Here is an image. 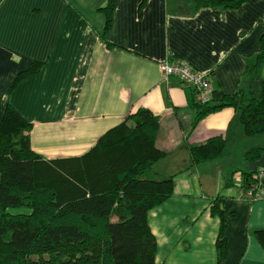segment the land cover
<instances>
[{"label":"crops","instance_id":"1","mask_svg":"<svg viewBox=\"0 0 264 264\" xmlns=\"http://www.w3.org/2000/svg\"><path fill=\"white\" fill-rule=\"evenodd\" d=\"M110 0H0V122L10 104L33 127L31 149L47 162L82 158L139 109L158 117L156 147L167 154L146 174L173 178L174 194L149 213L156 264H264L254 232L264 229V199L240 198L234 177L264 168L244 156L264 147L248 137L233 108L196 121L194 90L166 78L160 63L186 62L211 74L216 100L233 95L262 52L264 0L236 9L198 0H118L109 31ZM38 64L37 72L16 79ZM264 79V64L259 69ZM219 138L218 158L196 163L192 148ZM68 162V166H73ZM66 164V165H67ZM228 220V255L216 243Z\"/></svg>","mask_w":264,"mask_h":264},{"label":"trees","instance_id":"2","mask_svg":"<svg viewBox=\"0 0 264 264\" xmlns=\"http://www.w3.org/2000/svg\"><path fill=\"white\" fill-rule=\"evenodd\" d=\"M118 0L106 8L109 31ZM248 0H198L200 6L236 9ZM262 52L248 67V79L233 95L207 104L196 102V121L233 108L248 137L264 134ZM39 65L17 79L37 72ZM215 95V92H214ZM33 125L7 105L0 122V264H156L158 243L149 213L174 194V180H150L146 174L167 154L156 147L160 121L139 109L109 130L84 157L47 162L31 149ZM225 143L215 138L193 147L196 163L218 158ZM264 147L246 152L257 161ZM68 166V162H73ZM67 164V165H66ZM245 185L254 173H246ZM216 200L212 214L220 219L216 247L228 255V220ZM27 211V212H25ZM254 235L264 249V229Z\"/></svg>","mask_w":264,"mask_h":264},{"label":"built area","instance_id":"3","mask_svg":"<svg viewBox=\"0 0 264 264\" xmlns=\"http://www.w3.org/2000/svg\"><path fill=\"white\" fill-rule=\"evenodd\" d=\"M161 70L166 78L176 77L179 81L191 87L198 103L207 104L212 101L215 86L211 80V74L194 70L186 62L160 63ZM234 186L240 190L239 197L256 202L264 199V168H260L251 177L248 184L242 179V173L234 177Z\"/></svg>","mask_w":264,"mask_h":264},{"label":"rangeland","instance_id":"4","mask_svg":"<svg viewBox=\"0 0 264 264\" xmlns=\"http://www.w3.org/2000/svg\"><path fill=\"white\" fill-rule=\"evenodd\" d=\"M25 212H27V211H25Z\"/></svg>","mask_w":264,"mask_h":264}]
</instances>
